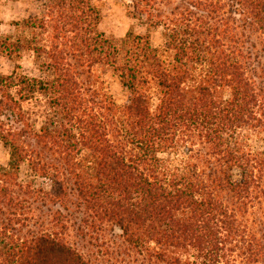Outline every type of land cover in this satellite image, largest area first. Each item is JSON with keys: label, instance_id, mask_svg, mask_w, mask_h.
Returning a JSON list of instances; mask_svg holds the SVG:
<instances>
[{"label": "trees", "instance_id": "1", "mask_svg": "<svg viewBox=\"0 0 264 264\" xmlns=\"http://www.w3.org/2000/svg\"><path fill=\"white\" fill-rule=\"evenodd\" d=\"M41 1V15L23 25L50 33V45L33 50L37 61H48L52 79L0 74V114L22 115V103L47 99L48 122L36 138L65 168L45 161L0 120V140L11 151L0 184L15 180L29 162L51 182L54 203L68 204L72 184L87 210L116 224L127 244L157 262L228 264L235 242L250 261L264 260V242L239 218L264 197V147L251 144L252 137L264 142V0H180L170 14L161 7L173 0H125L148 33L131 30L122 39L99 30L93 0ZM158 29L165 32L162 49L151 41ZM11 40H0L4 52L29 48ZM86 66L113 70L128 103L117 107L85 89ZM196 139L215 159L209 173L194 157L183 166L165 157ZM6 185L1 205L15 201ZM1 223L0 264H89L63 233L29 230L19 237Z\"/></svg>", "mask_w": 264, "mask_h": 264}, {"label": "rangeland", "instance_id": "2", "mask_svg": "<svg viewBox=\"0 0 264 264\" xmlns=\"http://www.w3.org/2000/svg\"><path fill=\"white\" fill-rule=\"evenodd\" d=\"M180 0H173L168 6H162L164 14L170 12L179 4ZM99 12V30L109 38L122 39L131 30L136 35L145 36L148 30L138 20L130 16L126 9L125 0H93ZM44 3L41 0H0V40L11 38L13 42L21 39L29 48L17 54L4 52L0 48V74L11 76L14 73L29 78L51 80L48 69L43 65L47 60L37 61L34 48H44L50 45L51 35L44 30L27 29L23 22L41 15ZM16 24H20L19 26ZM253 40L260 47V38ZM151 41L154 47L163 48L166 42L163 29L151 31ZM1 46V42H0ZM85 89L107 95L113 99L117 107L125 106L130 98L129 92L122 86L119 76L113 70L103 66L82 68L81 77ZM16 91H13L15 94ZM223 97L229 98L230 92L226 90ZM0 93V99H1ZM154 106L158 104L154 97ZM23 112L6 110L0 114V120L5 128L11 129L22 138V143L33 150L42 153L45 161L65 168L64 163L54 152L39 145L36 135L48 122L50 108L47 99L41 98L22 103ZM264 138V135L262 136ZM254 148L264 147L257 137H252ZM197 153L201 156H197ZM11 151L0 140V166L7 167L10 162ZM209 155V156H208ZM167 160L172 165L183 166L185 157H194L192 163L198 164L202 171L210 172L215 159L210 155L208 146L201 140L187 144L176 154H167ZM172 160V161H171ZM5 182L0 184V190ZM6 187L13 191V202L0 204V223H5L8 231L19 237H24L28 231L63 233V238L84 258L89 264H164L152 260L138 250H134L125 242L123 232L110 220H102L86 209L78 197L73 185L70 184V201L66 206L54 203L51 199L52 185L48 179L37 175L30 167L29 162L24 163L15 180L7 183ZM225 197V194H223ZM10 199V197H8ZM228 202V198L225 199ZM61 213V215H60ZM28 216L30 222L26 226L24 219ZM246 230L262 243L264 242V197L249 203L247 210L239 214ZM1 223V224H2ZM3 226V225H2ZM234 250L229 255L228 264H264V260L250 261L249 253L243 243L235 242ZM225 264V263H223Z\"/></svg>", "mask_w": 264, "mask_h": 264}]
</instances>
